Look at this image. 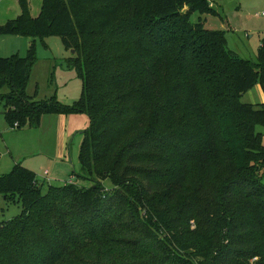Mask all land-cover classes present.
<instances>
[{
  "label": "trees",
  "instance_id": "obj_1",
  "mask_svg": "<svg viewBox=\"0 0 264 264\" xmlns=\"http://www.w3.org/2000/svg\"><path fill=\"white\" fill-rule=\"evenodd\" d=\"M21 4L0 35L59 37L83 89L73 109L36 102L33 56H0L8 119L86 112L79 176L92 185L44 192L21 164L0 176L22 205L0 264H264V104L241 102L256 83L264 94V40L251 62L193 23L211 0H43L38 17Z\"/></svg>",
  "mask_w": 264,
  "mask_h": 264
},
{
  "label": "rangeland",
  "instance_id": "obj_2",
  "mask_svg": "<svg viewBox=\"0 0 264 264\" xmlns=\"http://www.w3.org/2000/svg\"><path fill=\"white\" fill-rule=\"evenodd\" d=\"M26 1L30 14L38 17L43 0ZM211 3L214 11L205 16L193 13L192 22L204 19L206 29L224 33L230 50L244 60L256 62L264 40V0H211ZM22 11L21 0H0V24L16 19ZM30 55L34 60L27 88L29 96L39 103L50 101L73 109L81 99L83 83L77 69L69 67L68 59L74 54L65 49L62 40L57 36L0 35L1 57L26 58ZM241 102L264 104L260 84L256 83L244 93ZM25 122L20 128L14 126L8 119L5 101L0 97V176L9 175L21 164L36 173L44 184V192L50 186L72 184L89 188L92 185L79 176L80 150L91 126L86 112H45L36 128ZM258 130L264 134V128ZM46 172L48 180L44 178ZM105 187L111 190V182H105ZM21 212L20 203L8 201L0 193V230Z\"/></svg>",
  "mask_w": 264,
  "mask_h": 264
},
{
  "label": "crops",
  "instance_id": "obj_3",
  "mask_svg": "<svg viewBox=\"0 0 264 264\" xmlns=\"http://www.w3.org/2000/svg\"><path fill=\"white\" fill-rule=\"evenodd\" d=\"M212 6H213V3H212ZM47 176H48V174H47L46 176H44V178H45L46 180H48Z\"/></svg>",
  "mask_w": 264,
  "mask_h": 264
},
{
  "label": "water",
  "instance_id": "obj_4",
  "mask_svg": "<svg viewBox=\"0 0 264 264\" xmlns=\"http://www.w3.org/2000/svg\"><path fill=\"white\" fill-rule=\"evenodd\" d=\"M187 12V9H184V13H186ZM72 53L74 54V51H72Z\"/></svg>",
  "mask_w": 264,
  "mask_h": 264
},
{
  "label": "built area",
  "instance_id": "obj_5",
  "mask_svg": "<svg viewBox=\"0 0 264 264\" xmlns=\"http://www.w3.org/2000/svg\"><path fill=\"white\" fill-rule=\"evenodd\" d=\"M0 160H1V155H0ZM48 174V172L45 173V176Z\"/></svg>",
  "mask_w": 264,
  "mask_h": 264
}]
</instances>
